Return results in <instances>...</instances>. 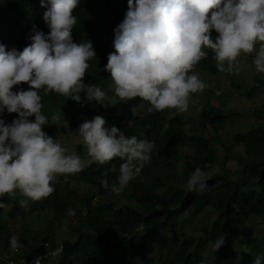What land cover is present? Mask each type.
Returning <instances> with one entry per match:
<instances>
[{
    "label": "trees",
    "instance_id": "trees-1",
    "mask_svg": "<svg viewBox=\"0 0 264 264\" xmlns=\"http://www.w3.org/2000/svg\"><path fill=\"white\" fill-rule=\"evenodd\" d=\"M127 10L128 0H80L73 13L78 21L72 31L74 42L91 41L96 52V58L89 61L84 82L96 84L108 92L113 98L104 102L108 107L96 101L81 106L55 92L41 90L39 94L50 108L43 114L51 118L52 109H62L72 127L79 125V108L91 109L93 116H102L107 126H118L131 119L123 132L155 144L151 162L129 183L132 190L127 195L128 202L122 205L114 200L97 199L112 193L110 188L101 186L100 178L106 169L115 167L117 172L107 177L111 186L124 162L120 158L103 165L88 160L83 171L67 178L59 177L55 191L41 201H29L27 209L19 205L18 192L12 197L5 194L0 200L8 208L7 211L0 209V264H8L2 257L11 250L9 239L12 236L21 243L23 258L30 259L33 254L62 246L51 264H213L206 256L207 244L213 243L221 234L226 236V243L216 252L218 264H253L258 255L264 256V234L260 231L247 240L248 251L239 252L236 257L230 254L237 247L236 240L229 235V231L236 234V228L246 223L257 227L258 221H264V104L257 111L262 124L221 136L226 125L240 114L208 100L198 112L199 128L191 134L186 130L188 122L183 114H177L175 110L149 113L147 101L140 98L121 101L114 92L108 91L111 78L104 67L108 54L114 51V29L123 21ZM45 11L47 8L41 6V0L0 3V44L6 51L22 52L30 45L33 27L45 34L49 32L43 21ZM212 35L218 34L213 30ZM205 51L207 57L193 70L213 75L221 73L212 51ZM230 80L233 87L242 88L236 77ZM260 86H264V78L263 74L257 73L252 77L246 95L253 97ZM17 88L27 90L28 85L13 86V91ZM210 92L207 87L201 94L206 96ZM221 102L226 103L225 100ZM142 104L147 105L145 112L135 114V109ZM15 118H18L16 113L5 111L3 115L6 123ZM208 127L213 128L209 136L205 133ZM42 130L47 132L49 126ZM236 146H241L243 153L237 152ZM183 148L191 153L181 162L179 151ZM231 161L236 162L237 169L228 166ZM197 167L210 179L203 192H188L187 181ZM235 171L242 174L241 179L233 177ZM82 186L85 187L83 192ZM69 207L75 209V216L66 215ZM209 208L218 214L211 224ZM34 213L51 216L44 230L48 247L43 242L33 247L42 240L39 233L29 231L27 219ZM11 221L16 223L18 230L10 227ZM64 223L70 235L55 242L54 233ZM180 230L182 235L178 236Z\"/></svg>",
    "mask_w": 264,
    "mask_h": 264
},
{
    "label": "clouds",
    "instance_id": "clouds-1",
    "mask_svg": "<svg viewBox=\"0 0 264 264\" xmlns=\"http://www.w3.org/2000/svg\"><path fill=\"white\" fill-rule=\"evenodd\" d=\"M79 5L80 0H41V6L47 8L43 21L49 32L33 27L31 43L22 52L6 51L0 44V200L18 192L27 198L19 200L25 209L29 201L49 197L59 177L84 169L79 154L69 153L57 138L42 130L59 117L43 114L39 92H55L81 106L96 101L106 108L109 105L104 102L113 99L96 84L84 82L96 52L91 41L73 40L78 22L73 13ZM213 30L218 34L215 37ZM114 33V51L108 54L104 67L112 81L108 91L121 101H147L149 113L189 110L193 94L208 87L193 71L207 57L206 49L214 54L219 72L233 74L241 71L242 54L255 52V70L264 74V0H128L126 15ZM22 83L28 85L27 90L13 91V86ZM5 111L18 114V118L6 123ZM76 134L93 162L124 161L111 186L107 177L117 172L115 167L106 169L100 178L101 186L117 195L151 162L156 147L135 135H125L114 125L107 126L100 115L81 123ZM208 179L210 176L197 167L186 190L203 192ZM6 208L0 202V209ZM75 214V209H66L68 217ZM225 243L226 236L221 234L212 243V251ZM9 245L13 252L22 247L16 236L10 237ZM43 260L37 257L34 264ZM253 264H264V256L258 255Z\"/></svg>",
    "mask_w": 264,
    "mask_h": 264
},
{
    "label": "rangeland",
    "instance_id": "rangeland-1",
    "mask_svg": "<svg viewBox=\"0 0 264 264\" xmlns=\"http://www.w3.org/2000/svg\"><path fill=\"white\" fill-rule=\"evenodd\" d=\"M258 48V45H257ZM255 56V52L251 54H242L240 57V67L241 71L239 74H233L228 72H221L218 74H211L206 71L193 70L198 73L199 76L208 84V88L210 89V93H207L206 96H202L201 93L193 94L192 100L193 103L190 104L189 110L185 113H182L185 120L188 122L186 125V130L188 133H192L193 130L199 128V118L198 112L202 110L204 104L208 100L209 103L213 105L220 106L226 110H230L235 113H239L238 118H235L230 124L226 125L225 129L220 132L221 136L233 135L239 131H247L252 128L254 125L262 124L263 120L257 117L258 109L264 104V86H260L253 97H248L246 95V90L248 86H250L252 77L257 74L255 70V66L253 64V58ZM231 77H236L238 79L239 84L242 88H235L231 84ZM264 78V74H263ZM112 81L109 82V85ZM207 97H209L207 99ZM225 100L226 103L223 104L221 101ZM42 102V112H48L50 108H48L47 100L43 98ZM147 105L142 104L138 108L135 109V114H143L145 112ZM52 116H58V122H54V124L49 126V130L46 132L49 136L53 137L61 142L62 146H65L68 149V152H76L81 156V159L85 165L88 160H91L90 157L86 155L87 149L82 146L80 137L76 134L78 131V127L85 120H90L94 116L92 114L91 109L79 108L77 109V117L79 121V125L76 127H72L69 125L67 120L65 119V113L62 109H52ZM30 120H34V118H29ZM131 124V119H126L123 123L119 124L118 128L122 131L126 129ZM213 132L212 127H208V130L205 132L206 135H210ZM219 147V146H218ZM221 150L220 148H218ZM236 150L239 153H243V149L241 146H236ZM181 156V162L185 159L186 156L189 157L191 150L183 148L179 151ZM229 167L233 169H237V164L235 161H231L228 164ZM234 178L241 179L242 174L237 173L235 171ZM85 190V187L82 186L81 192ZM131 187L128 186L122 193L119 195L115 193H110L106 197H97L99 201L108 202V201H117L119 205L128 202L129 193L131 192ZM19 200L24 199L25 197L19 194ZM8 208H6V211ZM209 215V223L211 224L217 218V212H215L212 208L208 209ZM50 215L34 213L30 215L27 219V223L29 225V231L31 233H39L42 237V240L37 241L36 244L33 245L34 248L40 242H43L45 245L46 236L44 230L48 226V222L50 220ZM257 227L252 225V223H246L243 227L236 228V234H231L229 231V235L233 236L236 240V248L230 251V254L234 257L238 255L239 252H247V240L253 238L257 235L258 231L261 234H264V221L260 220L257 222ZM10 227L18 230L16 223L11 221ZM68 229L66 223L62 225L61 228L57 229L54 233L55 242H60L63 238L68 237ZM178 236L182 235V231L180 230L177 233ZM201 236L207 237L206 234H199ZM40 246V245H39ZM23 248V247H22ZM217 251H212V243L207 244V252L206 256L209 262L213 264H218V256Z\"/></svg>",
    "mask_w": 264,
    "mask_h": 264
},
{
    "label": "built area",
    "instance_id": "built-area-1",
    "mask_svg": "<svg viewBox=\"0 0 264 264\" xmlns=\"http://www.w3.org/2000/svg\"><path fill=\"white\" fill-rule=\"evenodd\" d=\"M45 246L48 247L49 245L45 243ZM61 249H62V246H59L52 251L48 250L45 253L33 254V256L29 259V258L22 257V247H21L18 251H15V252L10 250L7 256H3L2 258H4V260L8 264H34V261L36 260L37 257H43L44 260L42 261V264H51V260L57 258Z\"/></svg>",
    "mask_w": 264,
    "mask_h": 264
}]
</instances>
